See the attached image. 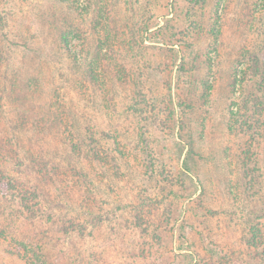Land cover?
<instances>
[{"label": "rangeland", "instance_id": "374dc122", "mask_svg": "<svg viewBox=\"0 0 264 264\" xmlns=\"http://www.w3.org/2000/svg\"><path fill=\"white\" fill-rule=\"evenodd\" d=\"M0 95V264H264V0H0Z\"/></svg>", "mask_w": 264, "mask_h": 264}, {"label": "trees", "instance_id": "16d2710c", "mask_svg": "<svg viewBox=\"0 0 264 264\" xmlns=\"http://www.w3.org/2000/svg\"><path fill=\"white\" fill-rule=\"evenodd\" d=\"M61 41H63L64 43H66L65 42V39L64 38H62V40ZM65 84H66V82H65ZM68 85V87L70 86L71 87V84H67ZM9 89V90H8ZM2 93H3V95H4V97H6V100L8 99L9 100V98L10 97H12V95H11V93H10V87L9 88H7V86L5 87L4 86V88L2 87V91H1ZM4 98H3V96L2 95H0V101H2ZM11 101V100H10ZM1 103V102H0ZM6 109L5 108H0V111H5ZM42 114L40 113V116H41ZM3 122H4V120H2ZM16 121V123H15V125L13 126L14 127V129L16 130L17 129V127H18V130L20 131L21 130V126L22 125H24L23 123H25L26 122V120H15ZM42 122V123H44V126L43 127H45V128H47V126H48V124L49 125H51L49 122H48V120H42V118H41V120H39V118H38V120H36L35 121V127H36V129L39 127V125H38V122ZM56 121H58V120H56ZM56 121L54 120V122H55V124H62L63 122H61V120L60 121H58V123H56ZM39 122V123H40ZM51 122V121H50ZM70 122H71V127H72V131H69V132H67L70 136H71V138H73V140H75L76 141V144H72L69 148H66V152H65V154H62V159L64 160V161H66V162H69V163H72L71 162V160H72V157L74 156V155H76V153H77V155H78V146H76V145H78L79 144V146H81V147H84L85 146V144H87V143H89V145H92V141H91V139L93 138V135L92 134H90V132H86L85 130H83L82 128L83 127H78V129H77V126H76V123H77V120H70ZM48 123V124H47ZM4 124H5V122H4ZM52 124H54V123H52ZM88 124H90V122L88 121L87 122V125ZM38 125V126H37ZM4 127H5V125H4ZM48 127H50V126H48ZM44 128V129H45ZM88 128V127H87ZM49 130H47L44 134L45 135H47V134H50V136H55L54 134H53V132H52V130L50 129V128H48ZM88 130H90V129H88ZM52 133V134H51ZM43 134V135H44ZM33 137L34 136H30V138H27L28 139V141H30V142H36V141H33L32 139H33ZM44 137V136H43ZM38 138H40V137H38ZM36 139V138H35ZM40 140V139H39ZM38 141V140H37ZM43 143H45L47 146H49L50 145V139H48V140H44L43 141ZM50 152V151H49ZM49 155V157L48 158H53L54 157V154H48ZM43 157H44V155H43ZM87 157H89V153H88V156ZM45 158H46V156H45ZM68 163V164H69ZM17 167V166H16ZM18 167H20V166H18ZM45 168V169H44ZM71 169H74V168H72L71 167ZM1 170V169H0ZM2 172V171H1ZM40 173H43L44 174V172H46L47 174H46V176L47 177H49L48 176V165H45V166H43L42 168H40V171H39ZM45 175V174H44ZM0 184L1 185H3V187L5 188V189H7V190H9L11 193H14V194H19V192H22L24 195H23V197L19 200L20 202H17V205H18V209L19 210H21V209H26V210H28V212H31V210L33 209V207H32V209H31V206H29L28 204V202H29V198H28V196L30 197V198H32V199H36V197H38L37 195H38V190L39 189H37V188H35L36 189V191H34V190H31L30 188H32L31 187V185L29 184V183H26V182H24V183H21V182H19L13 175H11V173L10 172H2L1 174H0ZM35 185V184H34ZM34 185H32L33 187H34ZM2 198H3V200H5V201H9L11 198H12V196H10V198H9V196H6V195H4V194H2ZM12 200V199H11ZM21 201H22V203H21ZM38 206V205H37ZM36 206V207H37ZM30 215V214H29Z\"/></svg>", "mask_w": 264, "mask_h": 264}]
</instances>
